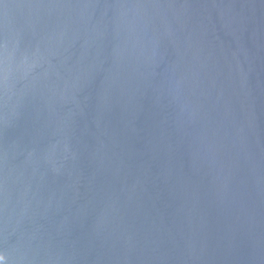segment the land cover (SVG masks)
<instances>
[{
  "label": "water",
  "instance_id": "water-1",
  "mask_svg": "<svg viewBox=\"0 0 264 264\" xmlns=\"http://www.w3.org/2000/svg\"><path fill=\"white\" fill-rule=\"evenodd\" d=\"M6 264H264V0H0Z\"/></svg>",
  "mask_w": 264,
  "mask_h": 264
},
{
  "label": "snow or ice",
  "instance_id": "snow-or-ice-1",
  "mask_svg": "<svg viewBox=\"0 0 264 264\" xmlns=\"http://www.w3.org/2000/svg\"><path fill=\"white\" fill-rule=\"evenodd\" d=\"M0 264H6V260L2 256H0Z\"/></svg>",
  "mask_w": 264,
  "mask_h": 264
}]
</instances>
